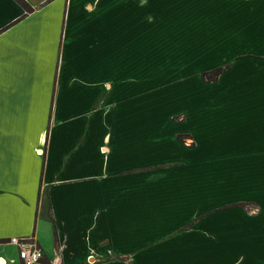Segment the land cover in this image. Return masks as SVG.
<instances>
[{
    "label": "crops",
    "instance_id": "obj_1",
    "mask_svg": "<svg viewBox=\"0 0 264 264\" xmlns=\"http://www.w3.org/2000/svg\"><path fill=\"white\" fill-rule=\"evenodd\" d=\"M25 1L0 0V264L12 237L264 264V0Z\"/></svg>",
    "mask_w": 264,
    "mask_h": 264
},
{
    "label": "built area",
    "instance_id": "obj_2",
    "mask_svg": "<svg viewBox=\"0 0 264 264\" xmlns=\"http://www.w3.org/2000/svg\"><path fill=\"white\" fill-rule=\"evenodd\" d=\"M10 242L18 247L19 258L23 264H54V262L46 261L42 249L31 243L28 238L12 237Z\"/></svg>",
    "mask_w": 264,
    "mask_h": 264
},
{
    "label": "trees",
    "instance_id": "obj_3",
    "mask_svg": "<svg viewBox=\"0 0 264 264\" xmlns=\"http://www.w3.org/2000/svg\"><path fill=\"white\" fill-rule=\"evenodd\" d=\"M22 6H24L26 8L27 11H30L32 8L31 6L25 1V0H17ZM225 69V67H218L214 70H211L209 72H205L204 76L208 79V80H216L219 76V74ZM179 138L181 140H183V135H180Z\"/></svg>",
    "mask_w": 264,
    "mask_h": 264
},
{
    "label": "rangeland",
    "instance_id": "obj_4",
    "mask_svg": "<svg viewBox=\"0 0 264 264\" xmlns=\"http://www.w3.org/2000/svg\"><path fill=\"white\" fill-rule=\"evenodd\" d=\"M160 52H161L160 49H158L154 54L157 55V54H160ZM163 53H164V52H163ZM168 55H169V54H165V53H164V58L167 57ZM157 58H159V57H157ZM148 60L154 61L153 56H148ZM158 62H159V61H158ZM149 68H150V70H152L153 72H155V71L157 72V71H158V69L156 70L155 68H151L150 65H149V63H148V69H149Z\"/></svg>",
    "mask_w": 264,
    "mask_h": 264
}]
</instances>
